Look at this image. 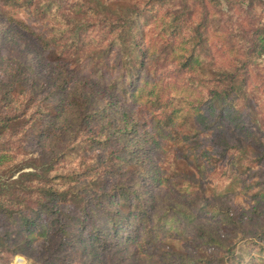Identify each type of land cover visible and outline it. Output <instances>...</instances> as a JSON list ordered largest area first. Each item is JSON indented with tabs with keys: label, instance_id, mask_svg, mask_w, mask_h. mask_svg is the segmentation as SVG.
<instances>
[{
	"label": "trees",
	"instance_id": "trees-1",
	"mask_svg": "<svg viewBox=\"0 0 264 264\" xmlns=\"http://www.w3.org/2000/svg\"><path fill=\"white\" fill-rule=\"evenodd\" d=\"M121 1L0 0V42L20 37L30 50L0 51V261L58 264L68 249L66 264L74 255L103 264L104 251L133 245L138 258L169 252L168 264H238L218 223L264 253V133L248 96L264 71V0ZM209 131L221 155L232 141L251 149L246 177L218 202L203 192L186 200L152 154L174 152L202 172L212 154L200 133ZM26 154L30 162L18 164ZM156 189L182 197L168 204L180 216L155 217ZM181 216L201 219L198 239L219 250L153 251Z\"/></svg>",
	"mask_w": 264,
	"mask_h": 264
},
{
	"label": "rangeland",
	"instance_id": "rangeland-1",
	"mask_svg": "<svg viewBox=\"0 0 264 264\" xmlns=\"http://www.w3.org/2000/svg\"><path fill=\"white\" fill-rule=\"evenodd\" d=\"M125 1L126 0H122L121 2ZM116 8L125 9L126 5L124 3H118L116 5ZM3 30L4 28H2L0 25V32H2ZM211 30L213 32L216 31L218 34H220L222 30H225L222 22L220 23L217 17L212 18ZM24 43L26 44V42L20 37L17 38L14 44H4L1 41L0 51H5L7 53H10V55H24L25 52L30 51L27 47H24ZM28 58L33 63L37 61L33 54L29 55ZM259 64H261L259 66L260 68L262 67V65L264 67V55L259 60ZM262 73H264L263 69L262 71L260 70L262 79L257 75L254 82L256 86H252V88L248 90L249 103L252 107L251 116L260 123L258 128L256 129V132H258L260 137L261 134L264 133V79ZM197 132L198 128H195L192 133ZM200 136L207 140L205 144L210 149L212 154L208 162L209 164L202 163V172L197 171L193 164H189L184 158H175L174 152L163 153L160 151H156L152 154V156L155 161L160 163L161 166L171 169L170 174L172 176V181L174 183L175 189L177 191H180V194L183 193L182 195L186 196V200H196L201 197L203 192L206 199H213L211 201L218 202V200L214 198L218 194H226L230 191H233L234 189L238 191V184L235 182V177H246V174H241L242 165L243 162H246L247 158H251L252 152L249 148L244 149L242 146L238 147L237 143L232 141L227 152L224 155H221L219 154L221 148H216V143L214 142L213 134L211 133V131L200 133ZM31 157L32 156L30 154H26L20 157L18 164L30 162V160L32 159ZM232 157L236 158L235 165L231 164ZM257 167L258 166L256 165L253 169L255 170L257 169ZM31 170V168H25L23 171ZM18 173H15L13 177L10 178V180L15 179ZM1 175L3 174L1 173ZM3 177L4 179L9 178L8 174L4 175ZM126 177H128V175L120 179V181L125 180ZM154 192L158 197V202L155 205V209L153 210V213L156 215L155 217L162 215L163 217L165 215L180 216L179 211L175 208L176 206L174 205L173 208H170L168 207V204L172 203L171 200L176 203L181 202L183 201V199H181L182 197H178V201H175L174 199L176 198L174 195H171L172 197L164 196V190L156 189ZM233 201L236 208L245 205V202H241V200H239L238 198L233 197ZM181 211L185 212L187 210L181 209ZM186 213L190 215L189 213L194 214L196 212L195 209H190L189 213ZM196 221L200 222L201 219L195 221H187L181 216L179 220L173 221V227L175 229L172 232L173 236L163 239L160 238V240L156 239L155 244L151 243L149 244V247L153 250L158 245H163L166 246L169 251H172V253L186 255L187 257H193L194 255H198L200 257L209 256L211 250L216 248H213L210 245L203 244L201 240L198 239L199 232H197L194 226V222ZM218 227L220 238L225 242L233 244V254H228L229 258L234 255L233 258L237 260L238 264H247L248 262L252 261L254 257H263L264 253L260 250V243L249 237L242 238L241 236H238L237 238H234L232 235V230L229 228L227 229L223 223H218ZM136 249L137 247L133 245H129L128 247L121 245L110 252L104 251L102 256L103 264H168L166 256L169 252L163 251L162 253L159 252L160 254H156V252L147 251L145 252L146 256L138 258L136 254L134 255V251ZM216 250H219V248H217ZM65 251L67 254H63V257L59 256L58 264H66L65 260H69V250L66 249ZM73 257L74 258L72 260V263L82 264L80 263L81 259L79 258V255H74ZM225 258L227 259V256H225ZM0 264L6 263L0 261ZM7 264L36 263L23 255H16ZM198 264H203V262Z\"/></svg>",
	"mask_w": 264,
	"mask_h": 264
}]
</instances>
